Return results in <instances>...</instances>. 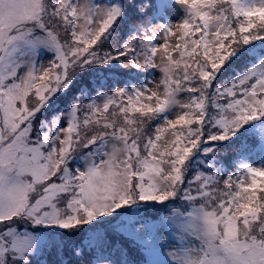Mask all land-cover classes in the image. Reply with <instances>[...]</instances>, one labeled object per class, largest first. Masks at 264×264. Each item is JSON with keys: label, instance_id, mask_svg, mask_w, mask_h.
<instances>
[{"label": "snow or ice", "instance_id": "1", "mask_svg": "<svg viewBox=\"0 0 264 264\" xmlns=\"http://www.w3.org/2000/svg\"><path fill=\"white\" fill-rule=\"evenodd\" d=\"M0 264H264V0H0Z\"/></svg>", "mask_w": 264, "mask_h": 264}]
</instances>
